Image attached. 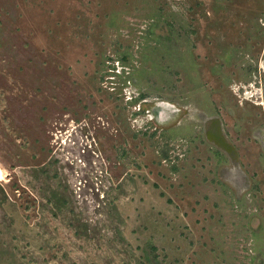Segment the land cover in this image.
<instances>
[{
    "label": "rangeland",
    "instance_id": "rangeland-1",
    "mask_svg": "<svg viewBox=\"0 0 264 264\" xmlns=\"http://www.w3.org/2000/svg\"><path fill=\"white\" fill-rule=\"evenodd\" d=\"M263 60L264 0H0V264H264Z\"/></svg>",
    "mask_w": 264,
    "mask_h": 264
},
{
    "label": "bare ground",
    "instance_id": "bare-ground-1",
    "mask_svg": "<svg viewBox=\"0 0 264 264\" xmlns=\"http://www.w3.org/2000/svg\"><path fill=\"white\" fill-rule=\"evenodd\" d=\"M262 67H263V69H264V60H263V63H262ZM262 103H264V101L262 102ZM4 175V172H3V168H2V164L0 165V177H2ZM5 177V176H4ZM3 177V178H4Z\"/></svg>",
    "mask_w": 264,
    "mask_h": 264
}]
</instances>
